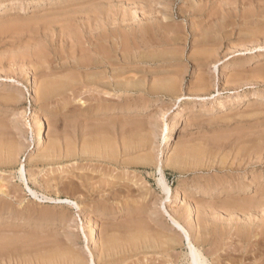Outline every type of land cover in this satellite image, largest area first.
I'll list each match as a JSON object with an SVG mask.
<instances>
[{
	"label": "rangeland",
	"instance_id": "1",
	"mask_svg": "<svg viewBox=\"0 0 264 264\" xmlns=\"http://www.w3.org/2000/svg\"><path fill=\"white\" fill-rule=\"evenodd\" d=\"M1 1L0 143L16 156L0 159V264H90L91 255L99 264L111 245L113 264H188L173 219L208 264H264V1ZM127 23L139 41L120 36ZM182 109L166 148L165 128ZM158 167L179 185L172 204ZM135 233L148 249L132 257L124 240Z\"/></svg>",
	"mask_w": 264,
	"mask_h": 264
},
{
	"label": "bare ground",
	"instance_id": "2",
	"mask_svg": "<svg viewBox=\"0 0 264 264\" xmlns=\"http://www.w3.org/2000/svg\"><path fill=\"white\" fill-rule=\"evenodd\" d=\"M38 1V0H37ZM36 1V2H37ZM116 1V0H115ZM124 1H126V0H124ZM132 1V0H131ZM161 1V0H160ZM166 1V0H165ZM168 1H170V0H168ZM173 1V0H172ZM196 1V0H195ZM262 1H264V0H262ZM122 2V1H121ZM129 2V1H128ZM139 2H141V1H139ZM159 2V1H158ZM185 2V1H184ZM188 1H186V3H187ZM198 2V1H197ZM201 2V1H200ZM243 2V1H242ZM127 3V2H126ZM144 3V2H143ZM149 3V2H148ZM153 3V2H152ZM166 3V2H165ZM169 3V2H168ZM210 4H211V2H209ZM260 3V2H259ZM262 3V2H261ZM129 4V3H128ZM159 4V3H158ZM157 3H156V5H158ZM162 4H164V3H162ZM171 4V3H170ZM184 4V3H183ZM190 4V3H189ZM5 5V3L3 2V1H1L0 2V9L3 7ZM149 5H150V3H149ZM152 5V4H151ZM155 5V4H154ZM160 6H161V3H160ZM172 6H173V4H172ZM187 6V5H186ZM136 7V6H135ZM139 7V6H138ZM164 7V6H163ZM170 7V6H169ZM179 7V6H178ZM185 7V6H184ZM190 7V6H189ZM208 7H209V5H208ZM91 8V7H90ZM172 8V7H171ZM170 8V9H171ZM192 8H194V7H192ZM95 9V8H94ZM115 9V8H114ZM169 9V8H168ZM169 9V10H170ZM173 9V8H172ZM182 9V8H181ZM180 9V11L179 12H182L183 10H181ZM259 9H260V7H259ZM58 10V9H57ZM264 9H262L261 10V12L263 11ZM105 11V10H104ZM131 11H133V10H131ZM138 11V10H137ZM137 11H136V13H137ZM157 11H158V9H157ZM160 11V10H159ZM164 11V10H163ZM187 11V10H186ZM208 11V10H207ZM155 12V11H154ZM170 12H172V11H170ZM175 12V11H174ZM179 12L176 14L178 17H181V13L179 14ZM204 12V11H203ZM202 12V13H203ZM120 13H122V11L120 12ZM126 13V12H125ZM139 13V12H138ZM137 13V14H138ZM165 13H166V11H165ZM187 13V12H186ZM185 13V14H186ZM199 13V12H198ZM197 13V14H198ZM206 13V12H205ZM136 14V15H137ZM151 14V13H150ZM152 14H153V12H152ZM158 14V13H157ZM159 14H161V13H159ZM158 14V15H159ZM168 14V13H167ZM167 14H162L163 16H161V18L160 19H162V20H168V17L166 16ZM190 14V13H189ZM245 14V13H244ZM258 14V13H257ZM99 15V14H98ZM117 15V14H116ZM126 15V14H125ZM145 15H146V13H145ZM155 15H156V13H155ZM155 15H153V17L155 16ZM205 15V14H204ZM224 15V14H223ZM261 15V14H260ZM85 16V15H84ZM148 16V15H147ZM151 16V15H150ZM183 16V15H182ZM186 16H188V15H186ZM196 16V15H195ZM199 16H200V14H199ZM244 16V15H243ZM110 17V16H109ZM108 17V18H109ZM113 17V16H112ZM130 17V16H129ZM149 17V16H148ZM171 17V16H170ZM173 17V16H172ZM194 17V16H193ZM201 17V16H200ZM203 17V16H202ZM201 17V18H202ZM205 17V16H204ZM224 17H225V15H224ZM259 17V16H258ZM264 17V16H263ZM90 18V17H89ZM101 18H102V16H101ZM111 18V17H110ZM135 18V17H134ZM140 18V17H139ZM156 18V17H155ZM195 18V17H194ZM198 18V17H197ZM196 18V19H197ZM256 18V17H255ZM262 18V17H261ZM113 19V18H112ZM111 19V20H112ZM124 19V18H123ZM122 18H121V20H123ZM145 19V18H144ZM150 19V21H152L151 20V18H149ZM149 19H148V21H149ZM157 19V18H156ZM159 19V20H160ZM185 19V18H184ZM183 19V20H184ZM187 19V18H186ZM186 19H185V21H186ZM191 19V18H190ZM199 19V18H198ZM203 19V18H202ZM201 19V20H202ZM211 19V18H210ZM217 19V18H216ZM218 19H219V17H218ZM226 19V18H225ZM98 20V19H97ZM103 20H105V19H103ZM120 20V19H119ZM158 20V19H157ZM158 20V21H159ZM205 20V19H204ZM37 21V20H36ZM99 21V20H98ZM97 21V22H98ZM101 21H102V19H101ZM107 21V20H106ZM143 21V20H142ZM146 21V20H145ZM157 21V23H158V25H159V22ZM192 21H193V19H192ZM203 21V20H202ZM202 21H201V23H202ZM81 22V21H80ZM105 22V21H104ZM116 22V21H115ZM114 22V23H115ZM120 22V21H119ZM124 22V21H123ZM126 22V21H125ZM128 22V21H127ZM163 22V21H162ZM168 22H169V20H168ZM170 22H174V21H170ZM188 22V21H187ZM198 22V21H197ZM112 23V22H111ZM117 23V22H116ZM132 23H133V21H132ZM137 23V22H136ZM153 24H154V22H152ZM35 24V23H34ZM121 24H122V22H121ZM142 24V23H141ZM148 24H150V23H148ZM147 24V25H148ZM161 24V23H160ZM196 24V23H195ZM200 24V23H199ZM213 24V23H212ZM219 24V23H218ZM217 24V25H218ZM104 25V24H103ZM108 25V24H107ZM106 25V26H107ZM110 25V24H109ZM143 25V24H142ZM151 25V24H150ZM157 25V26H158ZM175 25V24H174ZM197 25H198V23H197ZM208 25V24H207ZM211 25V24H210ZM50 26V25H49ZM102 26V25H101ZM100 26V27H101ZM105 26V27H106ZM117 26H118V24H117ZM173 26V25H172ZM203 26V25H202ZM206 26V25H205ZM109 27V26H108ZM143 27V26H142ZM152 27V26H151ZM150 27V28H151ZM164 27V26H163ZM188 26H186V28H187ZM193 27V26H192ZM213 27H215V26H213ZM107 28V27H106ZM119 28V27H118ZM134 28V27H133ZM148 28V27H147ZM155 28V27H154ZM170 28V27H169ZM205 28V27H204ZM210 28V27H209ZM221 28V27H220ZM83 29V28H82ZM120 29V28H119ZM121 31L119 32V34H120V36L122 37V38H124V37H126V38H130L131 39V41L133 42H136V40H138V35H136V34H138L139 33V30H137V32L136 31H134V29L133 30H131L132 29V26H130V25H128V23H127V25H123V26H121ZM127 29V30H126ZM136 29V28H135ZM140 29V28H139ZM157 29V28H156ZM163 29V28H162ZM174 29V28H173ZM201 29H202V27H201ZM214 29V28H213ZM258 29V28H257ZM86 30V29H85ZM143 30V29H142ZM154 30V29H153ZM152 30V31H153ZM209 30V29H208ZM217 30V29H216ZM238 30V29H237ZM113 31V30H112ZM124 31H126L127 32V35L126 34H123V33H126V32H124ZM145 31V30H144ZM169 31V30H168ZM176 31V30H175ZM187 31H189V30H187ZM186 31V32H187ZM196 31V30H195ZM205 31V30H204ZM231 31H232V29H231ZM116 32V31H115ZM154 32V31H153ZM159 32H161V31H159ZM163 32V31H162ZM198 32H201L200 30L198 31ZM212 32V31H211ZM247 32V31H246ZM254 32V31H253ZM103 33V32H102ZM106 33V35H108L107 34V32H105ZM108 33H109V31H108ZM112 33V32H111ZM145 33L147 34V30L145 31ZM171 33V32H170ZM190 33V32H189ZM213 33V32H212ZM217 33H219V31H217L216 32V34ZM115 34V33H114ZM116 34H117V32H116ZM149 34V33H148ZM187 34V33H186ZM206 34H208V33H206ZM205 34V35H206ZM156 35V34H155ZM163 35V34H162ZM172 35V34H171ZM183 35V34H182ZM195 35V34H194ZM197 35V34H196ZM195 35V36H196ZM220 35V34H219ZM218 35V36H219ZM72 36V35H71ZM76 36V35H75ZM105 36V35H104ZM109 36V35H108ZM111 36V35H110ZM110 36H109V38H110ZM142 36H144V35H142ZM185 36V35H184ZM193 36V35H192ZM214 36V35H213ZM102 37V36H101ZM107 37V36H106ZM112 37V36H111ZM156 38H157V36H155ZM164 37V36H163ZM172 37H174L173 35H172ZM178 37V36H177ZM189 37V36H188ZM188 37H187V39H188ZM205 37V36H204ZM221 37V36H220ZM219 37V38H220ZM117 38V37H116ZM120 38V37H119ZM155 38V39H156ZM165 38H166V36H165ZM169 38H171V37H169ZM168 38V39H169ZM191 38V37H190ZM195 38V37H194ZM213 38V37H212ZM214 38H215V36H214ZM213 38V39H214ZM231 38V37H230ZM106 38H104V41H106L107 42V39L105 40ZM111 39V38H110ZM129 39V40H130ZM139 39H141V38H139ZM145 39V38H144ZM162 39V38H161ZM177 39H179V37L177 38ZM192 39V38H191ZM113 40V39H112ZM115 40V39H114ZM125 40V39H124ZM128 40V39H127ZM128 40V41H129ZM160 40V39H159ZM159 40H158V42H159ZM163 40V39H162ZM183 40V39H182ZM189 40V39H188ZM193 40V39H192ZM195 40H198V39H195ZM201 40H203V39H201ZM208 40H210L209 38H208ZM238 40V39H237ZM139 41V40H138ZM149 41H151V40H149ZM172 41H173V38H172ZM176 41V40H175ZM181 41V40H180ZM184 41V40H183ZM102 42V41H101ZM109 42H111V41H109ZM114 42H116V41H114ZM113 42V43H114ZM121 42H123V41H121ZM133 42V43H134ZM143 42H144V40H143ZM157 42V43H158ZM171 42V41H170ZM177 42H179V41H177ZM185 42V41H184ZM194 42V41H193ZM203 42V41H202ZM117 43V42H116ZM138 43V42H137ZM140 43V42H139ZM138 43V44H139ZM157 43H156V45H157ZM192 43V42H191ZM195 43V42H194ZM108 44V43H107ZM115 44V43H114ZM130 44V43H129ZM132 44V43H131ZM137 44V45H138ZM141 44V43H140ZM139 44V45H140ZM163 44V43H162ZM168 44V43H167ZM167 44H165V45H167ZM175 44V43H174ZM205 44V43H204ZM45 45V44H44ZM103 45V44H102ZM110 45H112V44H110ZM110 45H108V46H110ZM120 45V44H119ZM143 45V44H142ZM149 45V44H148ZM152 45H154V43H152ZM164 45V44H163ZM171 45H173V44H171ZM176 45V44H175ZM174 45V46H175ZM193 45V44H192ZM199 45H200V43H199ZM202 45V44H201ZM93 46V45H92ZM117 46H118V43H117ZM132 46V45H131ZM134 46H136V45H134ZM228 46V45H227ZM231 46V45H230ZM120 47H121V45H120ZM151 46H149V48H150ZM161 47H163V46H161ZM160 47V45H159V47H158V49L159 48H161ZM218 47V46H217ZM232 47V46H231ZM264 47V46H263ZM94 48V47H93ZM102 48V47H101ZM116 48V47H115ZM129 48H131V47H129ZM112 49V48H111ZM139 49V48H138ZM151 50L153 49V48H150ZM156 49V48H155ZM163 49V48H162ZM198 49V48H197ZM130 50V49H129ZM140 50H141V48H140ZM142 50H143V48H142ZM145 50V49H144ZM147 50H149V49H147ZM146 50V51H147ZM154 50V49H153ZM157 50V49H156ZM169 50H171V49H169ZM176 50V49H175ZM193 50V49H192ZM173 51V50H172ZM148 52V51H147ZM162 52V51H161ZM125 53V52H124ZM136 53V52H135ZM146 53V52H145ZM179 53V52H178ZM210 53V52H209ZM139 54V53H138ZM192 54V53H191ZM202 54V53H201ZM97 55H98V53H97ZM122 55V54H121ZM137 55V54H136ZM161 55V54H160ZM175 55V54H174ZM174 55H173V57H174ZM100 56V55H99ZM159 56V55H158ZM157 56V57H158ZM193 56H195V55H193ZM199 56V55H198ZM98 57V56H97ZM96 57V58H97ZM112 57V56H111ZM110 57V58H111ZM155 57V56H154ZM210 57V56H209ZM45 58V57H44ZM108 58V57H107ZM196 58V57H195ZM200 58V57H199ZM202 58H204V57H202ZM73 59V58H72ZM95 59V58H94ZM109 59V58H108ZM201 59V58H200ZM246 60H248V59H246ZM250 60V59H249ZM248 60V61H249ZM70 61V60H69ZM89 61H91V60H89ZM97 61V60H96ZM100 61H101V59H100ZM197 61V60H196ZM24 62V61H23ZM92 63V62H91ZM96 63V62H95ZM195 63V62H194ZM102 64V63H101ZM105 64V63H104ZM104 64H102V65H104ZM233 64V63H232ZM81 65V64H80ZM85 65V64H84ZM92 65H93V63H92ZM109 65V64H108ZM134 65V64H133ZM196 65V64H195ZM236 65H237V63H236ZM77 66V65H76ZM120 66V65H119ZM198 66V65H197ZM199 66H200V64H199ZM225 67H226V65H224ZM223 66V69L225 68ZM72 67V66H71ZM83 67V66H82ZM211 67V66H210ZM214 67H215V65H214ZM88 68V67H87ZM90 68V67H89ZM95 68V67H94ZM123 68V67H122ZM129 68V67H128ZM140 68V67H139ZM79 69V68H78ZM91 69V68H90ZM96 69V68H95ZM84 70V69H83ZM127 70V69H126ZM141 70H143V69H141ZM76 71V70H75ZM79 71V70H78ZM106 71V70H105ZM110 71V70H109ZM221 71V70H220ZM96 72V71H95ZM149 72V71H148ZM161 72V71H160ZM74 73V72H73ZM106 73V72H105ZM85 74V73H84ZM147 74V73H146ZM149 74V73H148ZM69 76H70V74H69ZM112 77V76H111ZM56 79V78H55ZM104 80V79H103ZM128 80V79H127ZM145 80V79H144ZM207 80V79H206ZM160 81V80H159ZM162 81V80H161ZM85 82V81H84ZM88 82V81H87ZM155 82H157V81H155ZM164 83V82H163ZM167 83V82H166ZM50 85V84H49ZM85 85V84H84ZM104 85V84H103ZM62 86H64V85H62ZM94 86V85H93ZM110 86V85H109ZM155 86V85H154ZM166 86V85H165ZM41 87V86H40ZM108 87V86H107ZM118 88V87H117ZM124 89V88H123ZM170 89V88H169ZM168 89V90H169ZM51 90V89H50ZM152 90V89H151ZM164 90V89H163ZM179 91V90H178ZM148 92V91H147ZM44 94L46 95V92H44ZM53 94V93H52ZM260 94V93H259ZM163 95V94H162ZM60 96V95H59ZM171 96V95H170ZM253 96H254V98H257V97H259V95H258V93H254L253 94ZM44 97V96H43ZM58 97V96H57ZM143 98V97H142ZM225 98V97H224ZM237 98V97H236ZM207 100H209L208 98H201L200 99V101L202 102V104H204V103H206L207 102ZM216 102H218V104H220V107L222 108V104H223V98H218V99H216L215 100ZM254 101V100H253ZM180 103V102H179ZM179 103L178 104H176L175 103V105L172 107V110H176V109H179V107H180V105H179ZM146 104V103H145ZM128 105V104H127ZM193 106V105H192ZM211 106V105H210ZM138 110V109H137ZM177 114V117H176V119H175V121L173 122V124H172V126H171V128L170 129H167V127L165 128V137H164V145L166 146V148L168 147V148H170L169 147V145H168V143H169V139H170V137H171V131L173 130V129H175V128H178V127H180L183 123H184V112H183V109L179 112L178 111V113H176ZM242 115V114H241ZM44 118L45 117H40V119H38L39 121H38V123H37V125H36V127H35V131H34V136H32V143H33V146L35 145V146H42V144H43V132H42V129L46 126V121L44 120ZM35 125V124H34ZM245 128V127H244ZM2 129V128H1ZM246 130V129H245ZM0 131H3V130H0ZM12 131V130H11ZM11 134V133H10ZM3 135V134H2ZM1 135V136H2ZM145 136V135H144ZM254 136V135H253ZM242 138V137H241ZM1 139V138H0ZM137 139V138H136ZM232 139V138H231ZM253 140V139H252ZM94 141V140H93ZM251 141V140H250ZM83 142V141H82ZM109 142V141H108ZM133 142V141H132ZM243 142V141H242ZM6 143V142H5ZM9 144V143H8ZM109 144V143H108ZM9 145H2L1 143H0V159H1V161L3 160L4 162H5V160L6 161H8V160H12V159H14L15 157L14 156H16L15 155V151L13 150V148H11V147H8ZM220 146V145H219ZM218 146V147H219ZM107 147V146H106ZM134 147V146H133ZM248 147V146H247ZM45 148V147H44ZM43 149V148H42ZM56 149V148H55ZM83 149V148H82ZM92 149V148H91ZM217 149V148H216ZM66 152V151H65ZM85 152V151H84ZM184 152V151H183ZM216 152V151H215ZM214 152V153H215ZM56 153H57V151H56ZM127 153V152H126ZM229 153H230V151H229ZM18 154V153H17ZM184 155V154H183ZM212 155V154H211ZM223 155V154H222ZM50 156V155H49ZM52 156V155H51ZM64 156V155H63ZM192 156V155H191ZM43 157V156H42ZM45 157V156H44ZM67 158V157H66ZM175 158V157H174ZM185 158H186V156H185ZM256 158V157H255ZM250 159V158H249ZM55 160V159H54ZM262 160V159H261ZM111 161V160H110ZM35 162V161H34ZM116 162V161H115ZM167 162V161H166ZM212 162V161H211ZM239 162V161H238ZM222 163V162H221ZM258 163V162H257ZM261 163V162H260ZM1 164V163H0ZM32 164H34V163H32ZM74 164V163H73ZM167 165V164H166ZM185 165V164H184ZM18 172H19V175H20V179L25 183V178H24V169H23V167H21V168H19V170H18ZM157 173L160 175V177L159 178H157V185L160 187V190H161V192H162V194L164 195V199H166V201L168 202V203H170V204H172V201L178 196H176V191H177V189H178V186L179 185H176L175 187H172V188H170L167 184H166V182H165V178H164V174H163V171H162V168L161 167H158V169H157ZM248 174V173H247ZM258 175V174H257ZM251 176V175H250ZM254 176V175H253ZM261 176V175H260ZM257 176H255V178H256ZM258 177H259V175H258ZM216 178V177H215ZM231 178V177H230ZM254 178V179H255ZM243 179V178H242ZM262 179V178H261ZM221 180V179H220ZM227 180V179H226ZM226 180H224V181H226ZM235 180V179H234ZM239 180V179H238ZM251 180H252V178H251ZM259 180V179H258ZM241 181V180H240ZM240 181L238 182V183H240ZM237 182V181H236ZM256 182V181H255ZM254 182V183H255ZM205 183V182H204ZM229 183H231V182H229ZM2 184V183H1ZM203 184V183H202ZM224 184H226V183H224ZM227 184H228V181H227ZM6 185V184H5ZM212 185V184H211ZM222 185H223V183H222ZM230 185V184H229ZM229 185L227 186V187H223V189H222V191L221 192H223V191H229ZM239 185V184H238ZM241 185H242V189H240L241 191L243 190V191H246L247 189H249L251 186H252V183H251V181H249V180H247V181H243V183H241ZM257 185V184H256ZM197 186V185H196ZM220 187H222L221 185H219ZM232 186H234V185H232ZM255 186V185H254ZM0 187H2V186H0ZM238 187V186H237ZM194 188H195V186H194ZM199 187H197V189H198ZM1 189V188H0ZM28 189V188H27ZM236 190H238V191H240L239 189H237V188H235ZM30 190V189H29ZM235 190V191H236ZM256 190V189H255ZM260 190V189H259ZM15 191V190H14ZM230 191H231V189H230ZM229 191V192H230ZM240 191V192H241ZM264 191V190H263ZM29 192H31V191H29ZM116 192V191H115ZM193 192V191H192ZM191 192V194H193V195H191L190 193H189V195H191V196H196V194H197V192H196V190H195V193H192ZM200 192H202L201 190H199V193ZM219 192V191H218ZM224 192V193H225ZM229 192H227V193H229ZM234 192V191H233ZM33 193V192H32ZM31 193V194H32ZM76 193V192H75ZM203 193V192H202ZM232 193V192H231ZM244 193V192H243ZM246 193H247V191H246ZM34 194V193H33ZM35 195V194H34ZM124 195V194H123ZM220 195V194H219ZM238 195V194H237ZM198 196V195H197ZM230 196V195H229ZM42 198V197H41ZM45 198V197H44ZM190 198V197H189ZM2 199V198H1ZM43 199V198H42ZM199 199V198H198ZM45 200V199H44ZM103 200H104V198H103ZM189 200V199H188ZM190 200H192L191 198H190ZM50 201V200H49ZM53 201V200H52ZM193 201V200H192ZM115 202V201H114ZM190 202V201H189ZM66 203V202H65ZM1 204V203H0ZM4 204V203H3ZM190 204V203H189ZM189 204H186V205H189ZM71 205V204H70ZM73 205L75 206V207H78V205L77 204H75V203H73ZM216 206V205H215ZM73 207V206H72ZM138 207V206H137ZM136 207V208H137ZM205 207V206H204ZM223 207V206H222ZM230 208V207H229ZM122 209V208H121ZM104 210V209H103ZM118 210V209H117ZM1 211V210H0ZM109 211V210H108ZM26 212V211H25ZM105 212V211H104ZM128 212V211H127ZM93 213H94V211H93ZM97 213V212H96ZM102 213V212H101ZM139 213H140V211H139ZM207 213V212H206ZM19 214V213H18ZM45 214V213H44ZM100 214V213H99ZM130 214L132 215V213L130 212ZM213 214V213H212ZM251 214V213H250ZM40 215V214H39ZM104 215V214H103ZM129 215V214H128ZM145 215V214H144ZM230 215V214H229ZM233 215V214H232ZM114 216V215H113ZM90 217V216H89ZM91 217H92V214H91ZM142 217V216H141ZM249 217V216H248ZM66 218V217H65ZM68 218V217H67ZM115 218V217H114ZM250 218V217H249ZM253 218V217H252ZM132 219V218H131ZM182 219V218H181ZM121 220V219H120ZM172 220V219H171ZM228 220H229V218H228ZM20 221V220H19ZM145 221V220H144ZM193 221V220H192ZM63 222V221H62ZM132 222V221H131ZM93 223H95L94 221H93ZM130 224V223H129ZM156 224V223H155ZM173 224L176 226V229H178V231L179 232H182L183 233V236H184V240L186 239V241H187V243H186V246H187V249H188V254H187V259H188V264H208V261H207V259L204 257V255L201 253V251L200 250H198V248H196V246L190 241V237H189V234L187 233V231L183 228V226H181V225H179L178 223H177V221H174V219H173ZM8 225V224H7ZM93 225V228L95 227V225L94 224H92ZM133 225V224H132ZM186 225V224H185ZM192 225V224H191ZM190 225V226H191ZM209 225V224H208ZM212 225V224H211ZM131 226V225H130ZM130 226H129V228H130ZM137 226V225H136ZM230 226V225H229ZM10 227V226H9ZM132 227V226H131ZM159 227V226H158ZM249 227V226H248ZM7 228V227H6ZM14 228V227H13ZM18 228V227H17ZM25 228V227H24ZM96 228V227H95ZM95 228L93 229V230H95ZM110 228V227H109ZM138 229H139V227H137ZM8 229V228H7ZM113 229V228H112ZM132 229H133V227H132ZM136 229V228H135ZM143 229V228H142ZM228 229H230V228H228ZM249 229V228H248ZM256 229V228H255ZM128 230V229H127ZM146 230H147V228H146ZM144 231V232H147V231ZM222 230V229H221ZM236 230V229H235ZM246 230V229H245ZM227 231V230H226ZM93 232V231H92ZM209 232V231H208ZM123 233V232H122ZM129 233V232H128ZM139 233V232H138ZM136 234V236L134 237V235L131 237V238H129V236H128V239H125L124 241L127 243V245H125V247L127 248V246H129V249H127L126 251H127V253H128V256H132L133 257V255H130L129 254V252H132L131 254H133V252L135 253L136 251H139V250H143V249H145V248H147V245L145 246V244H146V242H144V241H139V242H137L138 240H140V236H139V234ZM149 233H151V232H149ZM198 233V232H197ZM247 233H249V232H247ZM260 233V232H259ZM110 234V233H109ZM133 234V233H132ZM148 234V233H147ZM212 234V233H211ZM239 234V233H238ZM126 235H128V234H126ZM130 235V234H129ZM259 235V234H258ZM264 235V234H263ZM97 236H98V234H97ZM114 236V235H113ZM118 236V235H117ZM159 236V235H158ZM178 236H180V235H178ZM48 237V236H47ZM146 237V236H145ZM176 237H177V235H176ZM181 237V236H180ZM179 237V238H180ZM240 237V236H239ZM38 238V237H37ZM92 238V237H91ZM126 238V237H125ZM142 238H144V235H143V237ZM151 238H152V236H151ZM244 238V237H243ZM196 239V238H195ZM218 239V238H217ZM252 239V238H251ZM109 240V239H108ZM121 240V239H120ZM123 240V239H122ZM200 240V239H199ZM171 241V240H170ZM172 241H174L173 239H172ZM185 241V242H186ZM263 241V240H262ZM111 242V241H110ZM123 242V241H122ZM137 242V243H136ZM149 242V241H148ZM174 242H176V241H174ZM173 242V243H174ZM232 242V241H231ZM236 242V241H235ZM126 243H124V244H126ZM151 243V242H150ZM176 243H178V242H176ZM175 243V244H176ZM195 243V242H194ZM199 243V242H198ZM220 243V242H219ZM100 244V243H99ZM123 244V245H124ZM179 244V243H178ZM202 244V243H201ZM200 244V245H201ZM256 244V243H255ZM63 245V244H62ZM142 245H143V247L144 248H141L142 247ZM16 246V245H15ZM100 246V245H99ZM141 246V247H140ZM198 246V245H197ZM263 246V245H262ZM31 247V246H30ZM47 247V246H46ZM60 247V246H59ZM72 247V246H71ZM123 247V246H122ZM148 247H149V245H148ZM202 247H204V246H202ZM254 247V246H253ZM111 248H113L112 247V245L110 246V247H106V248H102V250H101V253H100V255H101V257H102V260L100 261V263L99 264H113V260H110V261H108V260H106L105 258L106 257H109V256H111V253H110V251H111ZM120 248V247H119ZM118 248V249H119ZM131 248V249H130ZM132 248H134L133 250H132ZM201 247H199V249H200ZM49 249V248H48ZM57 249V248H56ZM60 249V248H59ZM121 249V248H120ZM148 249V248H147ZM151 249V248H150ZM97 250V249H96ZM125 250V249H124ZM124 250H123V252H124ZM171 250V249H170ZM145 251V250H144ZM143 251V252H144ZM8 252V251H7ZM28 252V251H27ZM73 252V251H72ZM79 252V251H78ZM113 252V251H112ZM117 252V251H116ZM142 252V253H143ZM165 252V251H164ZM9 253V252H8ZM49 253V252H48ZM94 253V252H93ZM124 253H126V252H124ZM141 253V252H140ZM171 253V252H170ZM95 254V253H94ZM114 254V253H113ZM121 254V253H120ZM135 254H137V253H135ZM156 254V253H155ZM165 254V253H164ZM220 254V253H219ZM244 254V253H243ZM15 255V254H14ZM25 255V254H24ZM90 255V254H89ZM97 255V254H96ZM117 255V254H116ZM127 255V254H126ZM142 255V254H141ZM206 255V254H205ZM216 255V254H215ZM246 255V254H245ZM257 255V254H256ZM58 256V255H57ZM134 256H136V255H134ZM2 257V256H1ZM22 257V256H21ZM54 257V256H53ZM95 257V256H94ZM170 257V256H169ZM30 258V257H29ZM55 258V257H54ZM70 258V257H69ZM86 258V257H85ZM98 258V257H97ZM124 258V257H123ZM240 259H241V257H239ZM257 258V257H256ZM34 259V258H33ZM100 259V258H99ZM120 259V258H119ZM122 259V258H121ZM126 259V258H125ZM139 259V258H138ZM172 259V258H171ZM55 260V259H54ZM77 261V262H75V261ZM39 261V260H38ZM62 261V260H61ZM116 260H114V262H115ZM143 261V260H142ZM214 261V260H213ZM65 262V261H64ZM78 260H77V258H71L70 260H69V263H72V264H78ZM95 261H93V258H92V255L90 256V264H95L94 263ZM117 262V261H116ZM119 262V261H118ZM124 262H126V261H124ZM140 262V261H139ZM6 263V262H5ZM260 263V262H259ZM35 264V263H34ZM40 264V263H39ZM53 264V263H52ZM80 264V263H79ZM147 264V263H146ZM171 264V263H170ZM221 264V263H220Z\"/></svg>",
	"mask_w": 264,
	"mask_h": 264
}]
</instances>
